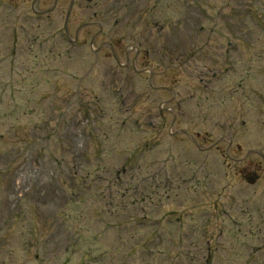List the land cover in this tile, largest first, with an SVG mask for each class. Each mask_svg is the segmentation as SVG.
<instances>
[{
    "label": "rangeland",
    "instance_id": "rangeland-1",
    "mask_svg": "<svg viewBox=\"0 0 264 264\" xmlns=\"http://www.w3.org/2000/svg\"><path fill=\"white\" fill-rule=\"evenodd\" d=\"M212 4L213 0H199L200 10L207 7L205 17H217L215 21H219L220 25L228 20L239 22V13H235L234 7L236 11L238 8L246 11L244 17L248 22L243 23L241 28L246 34L249 33L248 40L252 39L254 33V27H248V24H254L248 13L253 16L257 13L256 16L264 21V0H214V6L210 8ZM226 4L233 8L225 7ZM67 6L59 2L51 11V19L42 17L37 22L39 26L34 24L29 27L23 22L27 34L30 37L35 34L37 39L36 44H30L33 46L29 48L25 43L21 46L22 38L17 39L21 25V17H18L20 13L27 12L16 7L15 0H0V264H192L193 258L194 264H203L199 256L204 254L205 245L197 244L193 231L196 224L170 228L173 233H170L171 238L165 237L169 243H145L140 241L151 231L156 232L146 228L145 223L139 225L127 221V213L123 211V204L131 210L139 207L125 191L132 184L139 190L131 194L133 198L140 197V194L142 197L150 196L151 200L141 199L139 202L152 218H159L166 208L178 211L191 207L192 185H179L176 177L186 176L196 169L200 183L206 176L213 201L218 194L216 203L221 226L214 230L217 242L213 244L212 263L257 264L259 250L256 248V237L264 238V210L257 211L260 205H264V166L257 183L244 184L238 175L242 164H231L228 181L223 171L220 174L211 172L212 168L222 169L225 166L219 161L205 166L195 158L190 161L187 157L191 164L173 173L171 165L176 160H184L181 147L192 149L188 135L194 137L198 145L206 147L221 143V137L232 135L236 138L240 134L250 135L259 129L256 123L264 122V87L256 84L264 81L260 77L264 71L256 74L253 79L249 75L255 71L249 68L245 74L236 73L233 69H239L242 63L239 58L241 63L229 64L234 75L232 71L222 73L223 77L205 85L195 78L190 81L180 71L177 75L173 68L174 78L179 76L180 81L173 86V91L184 101L177 108V102L170 100L172 93L166 92L162 97L164 107H169L171 113L164 112L161 117H151L153 123L162 122L164 125L163 134L152 150L154 152L142 147L136 149L141 144L140 135L132 132L131 144L123 135L121 123L134 124L133 119L145 123L148 120L144 116L147 115L146 111L130 117L112 114V107L119 106L121 100L96 88L92 77L96 75L97 68L85 82L93 86L84 88L83 83L82 88L76 90V81L70 78V73L76 74L81 68L79 64L82 60H90L82 54L81 47L78 51H65L68 42L60 35L64 28L62 8ZM51 7L52 0L39 1V9ZM100 8L101 3L93 7L95 10ZM182 11L180 5H172L169 9L171 15L158 20L157 27H162L158 35L163 40L168 38L169 44H177V50L184 48L186 52L189 45L187 39L183 38L186 20ZM230 12L233 13L232 17L229 16ZM102 22L106 30V41H115L118 34L121 35V25L113 17L104 18ZM201 23L204 27L210 24L207 19L201 20ZM126 32L129 36V31ZM233 34L227 36L229 41L246 42L237 31ZM158 35L151 36L150 41L153 47L160 50ZM262 35L264 48V31ZM28 37L25 36L23 42ZM151 45L147 46V59L155 54ZM208 54L209 51L206 52ZM252 54L255 53L246 54L243 60L249 59ZM191 55L189 58V53L185 54L181 60L185 61L182 67L187 69L189 65L203 68L202 63L197 64V54L191 52ZM63 61L68 67H64ZM108 63L107 60L105 65ZM22 68L24 72H21ZM169 71L171 73L172 68ZM105 75L111 77L110 73ZM237 82L243 88L234 92L239 89L235 87ZM244 85L252 87L253 91L257 90L256 93L249 95L251 91L244 88ZM51 87L58 88L59 92L50 91ZM122 91L124 99L129 102L133 95H127L131 93L130 86L124 84ZM21 92L27 93L26 99L22 100L19 95ZM50 102L59 105L62 114L53 115L48 120ZM95 107H103L104 110L95 113L92 111ZM66 109L68 114L71 113L72 133L81 138L76 145L71 143L64 147V139L61 140L63 130H56L54 134L49 130V124L62 123L63 111ZM74 112L78 114L72 115ZM242 119L246 120L240 122ZM74 121L81 124L76 126ZM242 123L246 124V128L242 127ZM33 125H37L36 130L32 128ZM169 127L176 130L173 137L166 134ZM223 143L227 147L228 142ZM234 143L230 147L232 152L237 150ZM167 147V157L170 159L167 175L171 177L172 184L165 191L166 173L162 169V161L166 157ZM135 149L144 151V155L140 153L143 155L140 159L128 160L126 157L129 154L134 158ZM200 153L204 154L205 151ZM52 155L57 163L49 167L48 158ZM36 156L43 157L40 159V168L33 162ZM79 156L83 157L80 163L82 169L74 171L71 167L66 168V160L70 162ZM27 159L35 166L31 163L25 165ZM213 163L220 164L214 166ZM35 167L39 168L36 185L32 181ZM231 174H235V177ZM116 175L122 179L120 185H115ZM74 182H78V188L83 187L84 190L70 193L72 190L67 189V184L74 185ZM50 185L55 187L53 194L50 193ZM166 194L169 195L168 199L165 198ZM219 230L221 234L217 236ZM156 231L159 235H169L164 227L156 228ZM29 235H33V238H29ZM261 253L264 255V249Z\"/></svg>",
    "mask_w": 264,
    "mask_h": 264
},
{
    "label": "flooded vegetation",
    "instance_id": "flooded-vegetation-1",
    "mask_svg": "<svg viewBox=\"0 0 264 264\" xmlns=\"http://www.w3.org/2000/svg\"><path fill=\"white\" fill-rule=\"evenodd\" d=\"M142 1V0H129L132 8L135 10L137 8V4ZM130 15H137L136 18L140 19V18H148L149 17V13L145 11V7H144V11L141 12H131ZM188 18H192V16H189ZM183 38L187 39L188 45L189 47L186 48V52H184V48L177 50V44L171 45L169 44V39L166 38V43L164 45V47L162 48L165 52H171V53H175L170 54L171 59L170 60H165L166 65H172L174 62H176V67L179 69L180 72L184 71V67H182V64L185 61H181L184 57L186 53H189V58L192 57L191 52L196 53L199 51V45H198V41H199V35L196 34L194 32L193 28H185L184 29V36ZM130 40L133 42V45L137 47L136 50L138 49H145L143 46H145L144 42L148 41V39H144L139 33H133L130 34ZM147 46V45H146ZM125 51H127V49H125ZM168 55V54H167ZM175 58V59H172ZM188 58V56H187ZM187 67H195V66H187ZM123 74H120L119 72V77H122ZM195 78L196 80H198V82H200V79L198 76H189L188 79L191 81V79ZM152 79L150 78L151 82ZM180 81H176L173 83V86H176L177 84H179ZM210 82L208 81L207 84L205 85H209ZM205 85L203 87H205ZM260 85H264V82L260 83ZM160 94H158L160 97H163L166 92H171V96H170V100L177 102L176 106L177 108H180L181 106V102H183V98L182 97H177L176 96V92L173 91V88L167 85H162L160 86ZM205 91H208L207 88H205ZM153 96L151 92L146 93L145 90L141 91L139 94H136L133 91V96L134 98H146L148 97L149 99L155 100L157 99L159 96ZM164 103L165 101L162 103V106H160L158 108V111H154V108H149L146 111L147 115H162V113L166 112V113H171V109L169 107H164ZM215 124V123H214ZM239 126V125H238ZM242 127L246 128L245 125H242ZM243 131V130H242ZM191 136V135H188ZM242 136V135H240ZM192 137V136H191ZM259 135L253 134L250 137H245L242 139V142L247 145L249 142L252 144V147L255 149H252L251 151L248 150V148H246L243 152L240 150V146L239 144L234 141V145L236 147L237 150H235L234 152L231 151L230 147L233 144V140H232V135L226 136L224 138H220L219 141H222L221 143H218L217 145H212V146H208L206 145V147H201L199 145H196V148L200 149V152L205 151L204 154H202L201 156H197L195 159L196 161H199L201 163H204L202 165H206V163L210 164V162H213L215 160H219L223 163L226 162H236V163H241L242 167L240 168V173L242 176H244L245 179L248 180H255L257 178V173L262 171V167H263V149H258V143H262V141L260 140L259 142ZM209 140V139H207ZM223 142H228L227 147ZM181 147V146H180ZM182 148V152L185 155L184 160L182 161V167H184L185 165H189L191 164L188 160V152L185 148ZM169 153V147L166 148V157L163 159V166L165 168H167V163L170 161V159H168L167 155ZM233 154V155H232ZM238 154H240L239 158H238ZM242 154V155H241ZM190 161H194L191 160ZM176 167L177 162L175 161L173 163ZM249 177V178H248ZM165 187L167 188L168 186V175H167V171H166V175H165ZM182 183H186L185 181H182ZM198 183V182H197Z\"/></svg>",
    "mask_w": 264,
    "mask_h": 264
}]
</instances>
